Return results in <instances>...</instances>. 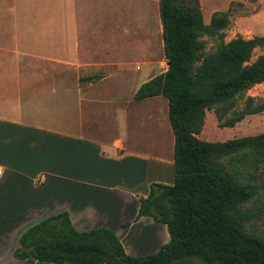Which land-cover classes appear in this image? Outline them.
Returning <instances> with one entry per match:
<instances>
[{"label": "crops", "instance_id": "crops-1", "mask_svg": "<svg viewBox=\"0 0 264 264\" xmlns=\"http://www.w3.org/2000/svg\"><path fill=\"white\" fill-rule=\"evenodd\" d=\"M246 25L241 38H264ZM161 58L157 0H0V264H51L13 251L60 213L78 232L112 231L130 257L168 241L164 224L136 216L151 184L173 183L172 147L162 137L146 150L137 131L166 102L132 99Z\"/></svg>", "mask_w": 264, "mask_h": 264}, {"label": "trees", "instance_id": "trees-1", "mask_svg": "<svg viewBox=\"0 0 264 264\" xmlns=\"http://www.w3.org/2000/svg\"><path fill=\"white\" fill-rule=\"evenodd\" d=\"M157 3L166 68L132 99L160 96L166 102L173 183L151 184L136 216L164 224L168 241L154 254L130 257L112 231L78 232L60 213L23 231L14 258L51 264H264V231L251 228L264 215V132L223 142L197 138L207 111L225 128L264 111V102L245 97L264 83V51L251 59L264 38L224 42L231 5L203 24L198 0ZM202 37L213 39V50L204 51Z\"/></svg>", "mask_w": 264, "mask_h": 264}, {"label": "rangeland", "instance_id": "rangeland-1", "mask_svg": "<svg viewBox=\"0 0 264 264\" xmlns=\"http://www.w3.org/2000/svg\"><path fill=\"white\" fill-rule=\"evenodd\" d=\"M229 2L230 8L229 26L224 31V42H227L235 36L249 38L252 35L251 25L254 33L258 34L261 31L264 34V0H201V9L204 13V22L207 24V10L214 9L216 11L223 8L224 4ZM235 3H241L238 7ZM261 9V16L253 20L251 14ZM237 18H247V20H237ZM246 23V24H245ZM204 41V51L209 52L214 49L215 42L213 39L202 37ZM258 55V51L253 52L252 58ZM140 66V65H139ZM143 66H141L142 68ZM166 68L163 58L159 60L157 73L164 72ZM134 77L139 79L144 77V70H140L134 74ZM245 97H249L255 104L264 102V86H254L250 88ZM163 101V99H162ZM241 104V102H239ZM164 105V104H163ZM161 105V107L163 106ZM143 123L139 126V133L141 135L140 142L142 148L149 150L151 143L162 139L164 137L165 145L169 146V151L172 147V134L167 121L164 107L162 112L157 110L155 113L150 112L147 108L146 117L143 118ZM212 111H207L204 115L202 128L197 135L199 140L206 142H223L229 139H236L245 136H253L264 132V112L245 116L241 121L235 123L231 128L220 127ZM168 140V141H167ZM254 205V204H253ZM252 207V203L248 205ZM251 228L256 231H264V215L258 216L251 221Z\"/></svg>", "mask_w": 264, "mask_h": 264}]
</instances>
